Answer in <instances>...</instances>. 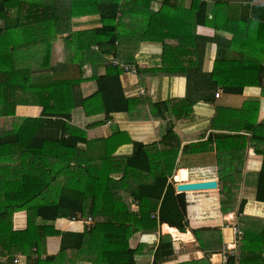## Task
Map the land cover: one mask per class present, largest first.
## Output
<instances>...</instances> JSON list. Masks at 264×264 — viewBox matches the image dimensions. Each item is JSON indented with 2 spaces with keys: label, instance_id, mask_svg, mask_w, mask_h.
I'll list each match as a JSON object with an SVG mask.
<instances>
[{
  "label": "trees",
  "instance_id": "obj_1",
  "mask_svg": "<svg viewBox=\"0 0 264 264\" xmlns=\"http://www.w3.org/2000/svg\"><path fill=\"white\" fill-rule=\"evenodd\" d=\"M87 1L92 2V0ZM168 1H164L163 7ZM93 2H98L101 6L98 14L102 27L92 30L96 34L92 32L91 39L87 41H91L90 45L99 46L100 54L111 56L115 44L123 39L119 33L117 16L120 10L122 11V4L126 6L128 0H111V2L103 3L101 0H94ZM132 3L138 8L133 15L137 13L136 16H139L141 0H133ZM194 3L196 0H192V7ZM197 4L199 9L196 13V23L220 29L223 24L218 22L214 14L213 19L206 22L207 4L202 1H198ZM26 6L27 2L24 0H0V117L14 116L17 106L31 103L41 106L43 111L40 118L27 119L13 132H5L0 136V151L11 149L13 145L17 146L20 153L30 156L31 169L34 165V174L29 175V190H23V186H20L19 191L12 192L8 196L9 200L5 202L6 204L0 205V264H15V258L21 254L26 256L27 264H60L62 259H68L76 264L78 256L76 257L75 253L83 249L99 254L100 261L104 264H138L136 260L138 249L130 245V240L136 233L157 232L164 224L181 233H186L190 229L187 202L211 198L218 200L217 191L209 194L177 193L174 183L170 180L177 168L176 160L179 151L173 150L177 145L171 149L174 151L172 153L171 150H163L159 147L160 144H166L168 139L177 137L174 125L164 131L159 144L131 142L127 133L117 131L103 142L102 148L105 155L102 158L97 160L89 158L87 149H82L80 145L89 147L90 140L84 130H79L71 124V112L76 108H82L87 116L105 114L106 119L113 114H131L135 108H139L143 99L125 95L121 76L126 72L121 65H134L137 74L133 75L137 77H140L142 71L135 61L131 64L123 60V55L121 60L120 55L115 54L111 60H118L120 65L113 67L108 63L105 65L104 75L94 73L89 81H94L97 89L88 97H83L79 90L80 85L86 81L82 77V67L85 65L83 63L78 64L80 76L76 79L53 81L49 78H41L32 82L37 74L33 73L32 69L19 66V63H27L17 59L18 49L23 46L22 51L27 50L26 48L31 47L32 44L39 46L43 35L31 29L23 32H16L14 29L12 32L11 29L12 24L18 23L21 18L26 20L29 17ZM48 10L50 14L42 17L36 15L34 21L39 24L50 23L49 25L57 23L60 17L55 13V6H49ZM160 12L161 10L151 11L148 29L142 32L143 36L139 38V41L163 43L165 39L172 37L177 40L186 39L183 33L172 35L168 25H165L167 28L162 30H166L169 35L156 36L160 33V28L153 27L161 18L159 16H162ZM90 14L89 12L73 15L81 17ZM252 16L254 17V8H252ZM70 17L73 18L72 15ZM15 18L16 21H14ZM228 26H238L240 36L233 40L236 42L245 40V49L240 53L239 58L232 60L221 57L218 50L215 67L210 74L214 87H218L219 79H222L218 78L219 75L225 74L228 80L227 86H224L226 93L241 95L246 87L253 86L260 87L264 97V41L256 33V31L262 33L264 25L249 19L239 22L228 21L224 28ZM49 33L53 34L52 31ZM53 35L58 33L54 31ZM25 37L32 40L25 42ZM75 39L76 37L72 40ZM199 39L205 44L212 41L196 36V41ZM195 44L197 49V43ZM69 46H71L70 41ZM9 47L12 49L9 50ZM165 48L167 49V46ZM252 49L257 53L248 52ZM163 58L165 64L172 65L171 57L166 50ZM40 67L44 69L52 67V64L42 63ZM191 69H194V66L189 63L183 72L188 83L192 80ZM179 70L180 68L174 70L173 74H180ZM166 72L171 70L167 69ZM232 73L236 76L230 77ZM28 82L31 88L28 87ZM28 89H30L29 94ZM212 91L215 98L217 88H213ZM28 98H32L33 102ZM192 99L194 98L189 92L184 99H171L165 102L163 107L165 110L152 109L151 113L154 115L167 113L176 120L190 119L194 115V106L197 103V100ZM204 101L210 102L211 99L206 97ZM153 107L156 108V105ZM250 111L246 105L240 110L219 108L210 121V129L231 130L237 134L216 135L222 139L243 141L246 140V136L239 133L252 132L250 140L264 145V122L257 125L256 120H252L256 114ZM241 117L247 119L244 121V126L238 123ZM134 119H141V117L138 114ZM249 122L252 123L247 125ZM211 140L210 135L207 145ZM108 142L115 145L110 148ZM125 143L133 145L132 154L128 157H114L117 149ZM246 143H243L244 146ZM179 145L181 142L178 147ZM199 150L206 151L188 145L183 147L182 153L187 151H191L192 154L201 153ZM262 154V167L257 174L255 200L264 203V151ZM74 168H78L77 172ZM81 168L82 174L79 170ZM118 174L120 177L115 178L114 175ZM220 177L222 212L228 214L238 209V213L243 214L247 201L239 199L240 184L243 181L241 175L237 177L221 174ZM190 179L192 182L211 180H199L192 173ZM133 205L138 207V211H133ZM20 211L28 213V228L24 231H14L13 215ZM59 219L71 221L92 219L94 227L86 229L84 233H62L54 226ZM48 237H61V251L58 256L43 259L40 250ZM169 248H171L170 244ZM161 250L162 245L159 247V252L157 250L155 253L153 264H158ZM33 251L38 254L34 260L32 259ZM171 252L167 257L171 255ZM241 257L240 264H245L246 255L241 253ZM234 263L235 261L231 262V264Z\"/></svg>",
  "mask_w": 264,
  "mask_h": 264
},
{
  "label": "crops",
  "instance_id": "obj_2",
  "mask_svg": "<svg viewBox=\"0 0 264 264\" xmlns=\"http://www.w3.org/2000/svg\"><path fill=\"white\" fill-rule=\"evenodd\" d=\"M25 1L34 6L37 4L35 0ZM44 1L46 4L44 3L42 6L37 4L39 6L37 9L28 10L29 17L26 20L21 18L18 23L11 26L12 32L13 29L16 32L31 29V31L43 35L38 44L39 46L32 44L31 47L26 48L27 50L22 51L23 46L18 49L17 59L25 61L29 66L47 62L52 64V67L44 69L40 67L41 70L37 71H41V74L37 78L35 75L32 79L33 82L41 78H49L53 81L76 79L80 76L78 64L83 63L85 65L82 67V77L86 81L80 85L79 90L83 97H88L97 89L96 83L89 81L90 78L94 73L104 75L106 72L105 65L115 54L120 55L118 57L121 60V55H123V60L129 63L135 61L142 71L140 77L133 74L121 76L125 95L137 99L142 97L141 99H143L139 105V107L144 106L141 119L131 118L130 113L113 114L108 119H106L105 114L87 116L82 108H76L71 112V124L79 130H84L90 140L89 147L84 144L80 145L82 149H87L89 158L96 160L102 158L105 155L102 148L103 142L111 138L117 131L127 133L131 142L159 144L164 131L169 130L174 125V132L178 134L177 137L168 139V142L164 145L160 144V149L171 150L177 145L173 150H178L183 158L185 156L182 153L184 146L190 145L197 147V149H205L206 151L203 152L199 150L201 152L199 154H192L191 158H194L199 165L203 166L200 168L206 169L209 167V173L194 172L192 174L199 180L211 179L208 181L216 180L219 182V190H216L218 200L217 198H211L187 202L190 229L186 233H181L166 224L162 225L157 232L136 233L131 238L130 245L132 248L138 249L137 263L153 264L155 253L157 250L159 252V247L162 245L158 264H221L227 247L234 241L233 226L238 224L245 234V239L238 250V264L242 260L241 253L246 255L245 264H264V203L255 200L257 174L262 167L264 145L250 140L252 132L241 131L239 134L246 136V140L243 141L241 139L231 140L219 137L237 134L231 130L224 128L210 129V121L219 108H222V110H240L246 105L250 108L252 114H256L252 120H256L257 125L264 122V97L260 87L248 86L243 94L233 95L226 93L224 90V86L228 84L225 74L219 75L218 78L222 79H219L218 87H214L213 80L210 78V74L215 67L218 50H220L221 57L232 60L239 58L240 53L245 49V40L238 42L233 40L240 36L238 26L224 28L227 22L251 19L253 22L264 25V0H196L193 7L192 0H169L164 7L165 0H141L139 16H136L137 13L133 15L138 8L133 5V0H128L126 6L121 3L122 11L120 10L117 16L119 33L123 39L115 44L111 56L100 54L101 48L96 44L90 45L91 41H87V39H91L89 33L78 34L102 27L100 15L98 14L101 6L98 2L94 6H90L87 0H53V5L49 3L50 0ZM93 1L91 3H94ZM198 1L207 4L206 22H210L214 14L218 22L223 24L220 29L196 23V13L199 9ZM103 2H111V0H101V3ZM60 4H63L62 11L57 9L55 11L56 15L60 17L57 23L49 25L50 23L43 24V22L39 24L34 21L36 15L42 17L50 14L48 13L50 11L48 10L49 6H59ZM252 8H254V17L252 16ZM160 10L162 16H159L161 18L153 27L160 28V33L156 36L159 34L169 35L166 30H162L167 28L165 25H168L172 35L183 33L186 39L182 38L181 41L172 37L165 39L163 43L139 41V38L143 36L142 32L148 29V18L151 11L159 12ZM95 11L96 13H93ZM89 12L91 14L87 16L76 17L73 15ZM16 18L14 21H16ZM50 31L53 34L55 31L58 35H53L49 33ZM256 33L264 41V29L262 33L258 31ZM196 36L208 38L212 41L205 44L203 40L196 41ZM75 37L76 39L72 40ZM241 38H243V35H241ZM31 40L32 38H24L25 42ZM69 41L71 46L68 47ZM41 43L43 45H40ZM195 43H197V49ZM165 50L171 57V66L164 63ZM248 52L257 53L253 49ZM189 63L194 66V69L190 71L192 80L188 83L183 72ZM179 68L180 74H173V71ZM167 69H170L171 72H166ZM32 72L35 73L36 69H32ZM229 76L234 77L236 75L232 73ZM29 86L31 85L28 83ZM213 88H217L216 92L220 93L219 98H216V92L214 94L215 98H213ZM142 90L144 91L143 94L141 93ZM29 92L30 89H28V94ZM189 92L194 98L192 100H197L194 106V115L190 119L176 120L167 113L149 116V114H152V109L154 111L158 109L165 110L163 109L165 102L171 99H184ZM206 97H209L211 101H204ZM29 100L33 102L32 98ZM32 104L17 106L14 116H1L0 136L5 132H13L20 125H23L27 119L40 118L43 108ZM154 105H156V108L153 107ZM246 120L241 117L238 120L239 125L244 126ZM250 123L252 122L247 123V125ZM216 134H219V136ZM210 135L212 140L207 145ZM180 142L181 145L178 147ZM244 142H247L245 146ZM108 143L110 148L115 145V143L112 145L111 142ZM173 150L170 152H174ZM132 152L133 145L125 143L117 149L114 157H128ZM232 160L235 161L232 162ZM31 165L30 156L20 153L17 146L13 145L11 149L0 151V205L6 204L5 202L9 200L8 196L13 191H19L20 186H23V190H29V175L34 174V165L32 169ZM74 169L77 172L78 168ZM79 170L82 174L83 169ZM221 174L241 175V178L244 179L240 184V199L243 198L247 201L243 214H239L238 209L225 215L222 214ZM190 175L191 171L188 166H178L170 180L174 183L176 189L181 183L192 182ZM114 176L115 178L120 177L119 174ZM216 191L201 192L199 194H209ZM12 222L14 231L26 230L28 228L27 211L16 212L13 215ZM38 223L42 222L38 221ZM93 224V220L88 224V219L83 221L59 219L54 223V226L56 230L62 233H84L86 229L94 227ZM169 244L171 248H169ZM60 251L61 237H48L46 239L45 254H42V256L43 258L58 256ZM72 252L75 253V251ZM170 252L171 255L167 257ZM75 254H77L76 257L78 256L76 264H104L100 261V255L94 251L89 252L87 249H83ZM69 256L72 257L71 254ZM21 257L19 255L15 258L19 260L15 264L27 263V258ZM60 264L74 263L73 261L71 263L68 259H62Z\"/></svg>",
  "mask_w": 264,
  "mask_h": 264
},
{
  "label": "rangeland",
  "instance_id": "obj_3",
  "mask_svg": "<svg viewBox=\"0 0 264 264\" xmlns=\"http://www.w3.org/2000/svg\"><path fill=\"white\" fill-rule=\"evenodd\" d=\"M25 1V0H24ZM35 3H37L38 5H40L41 4V6L45 3V1L44 0H35ZM51 5H53L54 4V1L53 0H50V2H49ZM63 3V2H62ZM33 5V4H28L27 3V6H26V9H27V11L28 10H33L34 8L35 9H37L39 6L38 5ZM46 4V3H45ZM95 5V2L94 3H90V6H94ZM55 9H57V10H61L62 11V9H63V4H60L59 6H55ZM27 14H29V12H27ZM92 32H94V31H91V32H89L90 33V35H91V33ZM94 34H96V32H94ZM25 38H27V37H25ZM9 50L10 49H12V47H9L8 48ZM20 61H22V62H24V63H26L25 61H23V60H21L20 59ZM109 63V62H108ZM19 66H21V67H27V68H30V69H36V72H35V74H37L36 75V78L41 74V71H37V70H41L40 69V64H34L33 66H29V64H23V63H19ZM35 78V79H36ZM33 82V81H32ZM29 83V82H28ZM29 85H30V83H29ZM30 87V86H29ZM31 88V87H30ZM141 93L143 94L144 93V91L142 90L141 91ZM217 98V97H216ZM144 106H142V107H139V108H137L134 112H132L131 114H130V117L131 118H134L136 115H138L139 114V116L140 117H142L141 116V113H144V108H143ZM149 114V113H148ZM149 116H154V114H149ZM147 117V116H146ZM148 118V117H147ZM196 154H199V153H196ZM184 158L182 157V156H180V153L178 154V156H177V160H176V164H177V167L178 166H188L189 168H190V171H191V173H194V172H196V173H209V167H207L206 169L205 168H200V167H203L202 165H199L195 160H194V158H191V156H192V152L191 151H187L186 153H184ZM179 156H180V160H179ZM235 176H237V177H239L238 175H235ZM246 176V175H245ZM244 180V179H243ZM13 192H15V191H13ZM239 199H240V194H239ZM243 199V198H242ZM241 199V200H242ZM241 200L239 201V202H241ZM132 209H133V211H138V207L136 206V205H133V207H132ZM221 212H222V209H221ZM222 214L223 215H225L223 212H222ZM241 232H242V235H243V238L245 239V234H244V232L241 230ZM45 247H46V242L44 243V245L41 247V250H40V252H41V254H45ZM21 256L22 257H26L25 255H23V254H21ZM37 256H38V254H36V252L35 251H33V253H32V259L34 260L35 258H37ZM21 257V258H22ZM42 258H43V256H42ZM47 258V257H46ZM46 258H43V259H46ZM27 264V263H26Z\"/></svg>",
  "mask_w": 264,
  "mask_h": 264
},
{
  "label": "built area",
  "instance_id": "obj_4",
  "mask_svg": "<svg viewBox=\"0 0 264 264\" xmlns=\"http://www.w3.org/2000/svg\"><path fill=\"white\" fill-rule=\"evenodd\" d=\"M109 64L113 67H116L120 65L119 61L116 59L109 60ZM121 67L124 69L126 74H137V70L130 65L122 64ZM216 97H220V93L216 94ZM92 222V219H88V224ZM234 231V241L227 247V250L225 251L221 264H231V262L235 261L234 264H238V250L240 247V244L244 240L241 229L239 228V225L233 226ZM19 260L15 259V263H18Z\"/></svg>",
  "mask_w": 264,
  "mask_h": 264
},
{
  "label": "water",
  "instance_id": "obj_5",
  "mask_svg": "<svg viewBox=\"0 0 264 264\" xmlns=\"http://www.w3.org/2000/svg\"><path fill=\"white\" fill-rule=\"evenodd\" d=\"M203 189L204 191H213V190H219V182L214 180L210 182H203L201 184H195V185H190V186H179L177 189L182 190V189Z\"/></svg>",
  "mask_w": 264,
  "mask_h": 264
},
{
  "label": "bare ground",
  "instance_id": "obj_6",
  "mask_svg": "<svg viewBox=\"0 0 264 264\" xmlns=\"http://www.w3.org/2000/svg\"><path fill=\"white\" fill-rule=\"evenodd\" d=\"M214 181V180H213ZM203 182H210V181H203ZM203 182H189V183H181L177 186V188L179 186H190V185H195V184H201ZM213 191H216V190H213ZM177 192L180 193V194H189V193H201V192H211V191H204L203 189H182V190H179L177 189Z\"/></svg>",
  "mask_w": 264,
  "mask_h": 264
}]
</instances>
